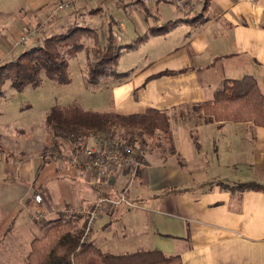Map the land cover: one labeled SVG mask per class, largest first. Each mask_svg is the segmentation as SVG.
<instances>
[{
  "label": "crops",
  "instance_id": "0c3cea01",
  "mask_svg": "<svg viewBox=\"0 0 264 264\" xmlns=\"http://www.w3.org/2000/svg\"><path fill=\"white\" fill-rule=\"evenodd\" d=\"M50 1L31 0L30 11H22L30 14L26 25L45 13ZM148 1L91 0V11L77 6L79 13L53 23L54 31L79 25L95 30L101 42L112 35L117 46L133 45L118 60L123 78L103 79L89 88L93 101L71 105L122 116L149 109L168 113L174 152L158 133L140 151L141 169L116 168L107 176L69 167L52 154L7 158L1 153L0 209L27 207L42 211L44 220H55L74 210L87 216L100 200L125 196L132 205L102 204L95 218L101 214L99 229L89 231L103 253L158 251L179 257L181 264H264V192L236 194L222 187L264 185V127L209 122L196 109L213 103L226 80L251 77L264 95V0H186L182 8L172 0ZM12 19L0 20V42L12 48H0V64L26 50L16 51L23 24ZM169 23L177 24L157 32ZM84 45L87 49L90 43ZM85 62L87 69V54ZM95 143L91 139L88 145ZM35 195L43 196V204L35 202ZM119 214L126 218L120 232L113 229ZM36 223L32 214L25 225L30 232L26 260L33 239L42 234Z\"/></svg>",
  "mask_w": 264,
  "mask_h": 264
},
{
  "label": "trees",
  "instance_id": "16d2710c",
  "mask_svg": "<svg viewBox=\"0 0 264 264\" xmlns=\"http://www.w3.org/2000/svg\"><path fill=\"white\" fill-rule=\"evenodd\" d=\"M176 24L169 23L157 32L169 31ZM85 39H92L95 43L93 57L82 43ZM132 48L133 45L117 46L112 35L107 37L103 46L95 30L71 25L64 32L45 37L42 44L31 46L12 60L0 64V98L4 95L2 87L6 81H10L14 89L21 90L28 85L38 86L41 75L46 74L68 84L69 59L84 50L88 58V85L97 86L105 78H123L125 74L117 72L118 60L124 50ZM196 109L203 110L209 116V122L252 123L256 127H264V95L251 77L224 81L217 89L213 103H204ZM45 123L48 143L54 146L55 152L65 143L77 153L88 146L91 139L111 144L120 139L122 147H125L122 149L133 147L135 159L143 163L140 151L156 133L163 135L174 152L170 116L153 109L145 114L122 116L88 112L76 105L54 106L46 114ZM222 187L236 194L264 192V185L257 183L223 184ZM89 223L90 218L81 215L38 222L42 234L33 239L26 264H181L179 257H167L158 251H139L125 256L103 253L90 241Z\"/></svg>",
  "mask_w": 264,
  "mask_h": 264
},
{
  "label": "rangeland",
  "instance_id": "374dc122",
  "mask_svg": "<svg viewBox=\"0 0 264 264\" xmlns=\"http://www.w3.org/2000/svg\"><path fill=\"white\" fill-rule=\"evenodd\" d=\"M90 1L52 0L47 5L46 12L44 13L43 10L38 15L41 18L43 17L42 19L40 17L34 18L31 24L28 23L26 25L27 21L30 20V14L23 15L24 13L22 11L24 9H26L25 12L30 11L31 0H0V12L6 14V16L0 14V20L8 21L13 18L12 21L15 24H23L22 33L17 42L19 46H17L16 51L19 53L36 44L40 45L44 38L51 36V34L64 32L63 29L54 31L55 26L53 23L62 22V19L67 15L79 13L80 10H74L79 5H84V10L89 12L92 8V6H87L90 4ZM64 4H68L69 7L60 11V14L57 16H53V12ZM7 13H11V15L7 16ZM13 13L14 16H12ZM67 25H70V23ZM32 33H34V36ZM25 35L33 36V39L27 44H22L21 38ZM86 42L88 44L90 43L87 49L90 51V56L93 57L92 51L94 46L92 41L90 42L86 39L82 41L83 44ZM0 43L2 45L0 47L1 50L11 51L12 48L10 46H7L4 42ZM102 44L105 46L106 42L102 41ZM85 61L86 52H79L76 56L69 59L70 67H68V74L70 82L68 84H62L58 79L48 77L46 74L41 75V82L38 86L28 85L21 90L14 89L10 81H6L3 84L2 89L4 95L0 98V144L5 146H0V154L3 153L7 158H16V156L36 158L39 156L44 157L48 153V155L52 154L53 156L51 157L56 158L57 161H63V157L60 154L56 153L54 155L56 149L51 143H47L46 141L48 136V129L45 123L46 114L54 106H69V104L86 105L87 100L93 101L95 99L90 94L91 91L89 88H92V86H88L82 76L86 66ZM157 135L158 133L154 135V139L158 137ZM92 146L94 145L90 147ZM71 149L69 144H62L60 147L62 155L64 156L70 155L72 152ZM69 167L75 168L74 166ZM42 200L44 202L43 196ZM0 207L3 206L0 205ZM12 207L13 211L11 212L0 209V264H24L26 260L24 256H27L29 250L28 238L30 234L25 227L26 222L29 218H32V214L35 222L41 223L48 221V219L43 220V218L37 219L40 215H44L40 210L32 213L33 210L30 212L27 210V207L25 210L22 207L17 208L15 205ZM74 211L64 212L57 219L60 217L79 215L69 214L75 213ZM98 213L97 210V215ZM100 215L96 221H92L89 226L90 229H99L97 227L101 223ZM114 220L115 224H113V229L118 231L120 229L122 230L126 218H123V215L119 214ZM38 228L41 230L39 225ZM39 229L36 231H39Z\"/></svg>",
  "mask_w": 264,
  "mask_h": 264
},
{
  "label": "built area",
  "instance_id": "2783aa9c",
  "mask_svg": "<svg viewBox=\"0 0 264 264\" xmlns=\"http://www.w3.org/2000/svg\"><path fill=\"white\" fill-rule=\"evenodd\" d=\"M186 0H172L173 4L177 8H182L184 6ZM146 3L148 4L149 1L146 0ZM68 4H64L59 6L54 12L53 16H57L60 14V11H63L65 8H68ZM34 36V33H32ZM33 36H23L21 38L22 44H27L30 40L33 39ZM125 147H122L121 141H115L113 144L109 142H99L97 141L94 146H86L81 152H75L71 155H61L63 157V162L66 164H70L79 168L88 167L92 168L97 174L100 176H107L109 173H111L116 168H122L129 171H138L144 166V163H141L137 159H135V150L133 147H126V149H122ZM35 202L38 204H43L42 196L41 195H35ZM129 203L125 196L121 197L120 200L113 202L108 199H102L97 203L95 206V210L89 212L87 216L90 218V224L93 220H95L97 215V210H99L100 206L102 204L106 203H112V204H122V203ZM75 213H69L72 214H79L84 215L85 212L80 210H75ZM42 218L40 217L37 219Z\"/></svg>",
  "mask_w": 264,
  "mask_h": 264
}]
</instances>
